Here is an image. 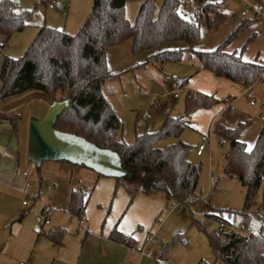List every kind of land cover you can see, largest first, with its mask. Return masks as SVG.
Here are the masks:
<instances>
[{
	"label": "trees",
	"instance_id": "1",
	"mask_svg": "<svg viewBox=\"0 0 264 264\" xmlns=\"http://www.w3.org/2000/svg\"><path fill=\"white\" fill-rule=\"evenodd\" d=\"M126 1L92 0L88 15L72 34L41 26L22 56L3 58L0 66V102L27 90H39L50 101L71 98L70 105L57 118L56 129L79 135L101 148L115 151L123 166L131 172L130 176L115 178L116 185L125 188L130 200L138 193L151 194L159 190L168 199L174 198L181 204L194 195L200 165L189 161L191 146L188 143L177 139L159 147L156 142L161 138H178L182 130L190 126L193 112L219 103L225 104L230 97L218 99L213 94L186 90L182 114L167 115L158 129L145 130L136 134L132 143H125L117 137L122 121L103 93L106 80L122 73L108 71L107 50L130 40L132 53L141 50L150 53L144 61L126 70L148 64L162 70L164 64L187 57L199 63V70H207L242 87L264 76V59L256 57L245 60L240 52L227 51L226 46L257 17H242L240 23L215 47L197 49L195 45L199 41L200 21L204 20L207 30L214 32L228 18L224 3L195 0L194 16L187 19L179 12L180 0H162L158 9L156 0H142L134 21L130 22L124 13ZM15 5L12 0H0L2 44L7 42L11 33L23 29L31 18L32 11H17ZM252 38L253 35L247 38L241 50ZM172 42H181L183 46H166ZM159 108V103L152 102L147 113L152 114ZM0 119L9 121L15 128L20 116L0 109ZM241 128L242 124L230 127L217 120L213 122L214 133L227 144L223 173L236 177L245 189V201L239 214L246 221L250 200L261 186L264 175V125L251 151H246V144L238 139ZM86 200L81 187L72 190L67 204L69 213L81 218ZM210 210H217V214L205 212L204 216L217 220L221 210L213 207ZM196 224L205 233L215 257L224 264H264V223L257 235L238 231L221 234L218 229L208 232L200 221ZM40 232L59 245L64 229ZM109 238L128 246L132 244L130 235L115 228L110 231ZM181 239L182 233L174 234L164 245L159 258L164 256L170 244ZM155 264L161 262L156 259Z\"/></svg>",
	"mask_w": 264,
	"mask_h": 264
},
{
	"label": "rangeland",
	"instance_id": "2",
	"mask_svg": "<svg viewBox=\"0 0 264 264\" xmlns=\"http://www.w3.org/2000/svg\"><path fill=\"white\" fill-rule=\"evenodd\" d=\"M12 1L16 4L15 9L17 11L27 10L32 11V14L27 25L23 29L11 33L5 44H2L4 39L0 35V66L4 57L18 58L22 56L39 28L43 25L63 30L70 34L74 33L84 21L92 5V0ZM139 1L127 0L124 13L126 17L130 18L131 22L135 19ZM161 1L156 0L157 9ZM261 1L264 4V0ZM224 3V9L228 13V18L214 32L207 30L204 20L200 21L199 41L197 43L200 47H212L221 42L234 21L242 18L240 16V5L236 1L224 0ZM195 10V0H180L179 12L183 17L187 19L192 18ZM251 25V31H255L256 37L253 41H249L245 48L241 50L242 56L249 49L253 52L258 50L261 53L264 46V42L262 44L264 40V13L257 16V20ZM249 31L246 32L245 30L239 36L240 38L238 36V38L236 37L237 39L235 38L233 41L235 44L234 48L239 50L242 41L246 40V35L250 33ZM230 43L226 48H233V44ZM140 53H142V62L146 56L144 55V51ZM187 59L184 58L178 62H168L164 64L162 70H159L155 65L148 64L142 68L124 71L119 76L106 80L103 93L116 115L122 121V128L117 134L119 139L125 143H132L136 134L142 133L145 130L154 131L158 129L167 115L176 116L184 112L186 89L182 86L176 98L169 97L167 93L173 82H180L182 76H184L183 74H185L183 70L188 68H193L194 70L195 67L190 62H187ZM254 92L257 97L261 96L264 100V85L261 83L256 84ZM56 97H58V94ZM50 102V99L39 90H27L0 102L1 110L15 112L20 116L19 121L15 125L14 134L11 137L8 135L9 138L5 136L0 142V156H2L3 152H6L5 149L8 147L13 148L14 144L16 148H19L17 173L21 182L17 188L21 189L24 186L25 176L23 173L29 169L28 181L30 182V186L28 187V191L34 195V197H29L21 191L19 195L7 192L5 196L6 203L10 209L25 213L22 220L17 222L20 225L18 236L20 246L23 241L27 243L29 237L33 239L34 245L38 237L36 232L39 228H42L44 231L62 228L65 231L64 234H66L64 236L78 235V217L69 213L64 198L70 184H73L77 179L75 176L77 167L82 166H70L59 161L43 160L39 168L36 169L30 167V161L27 158L30 119L40 118ZM152 102L159 103L161 108L152 114H148L147 112ZM216 120L230 127L242 124L238 139L244 142L247 148H252L264 122V110L259 104L249 105L248 99L244 95H240L234 101V110H222L217 115ZM194 122L199 127H185L178 138H161L156 142V146L161 147L177 139L184 140L191 146L188 154L189 161L200 165L194 195L187 197L186 201L181 204L174 198L169 200L167 208L171 209L172 213L164 224L159 226V230L156 233L157 238L164 240L165 243L169 242L176 233H182V239L170 244L162 258H159V253L165 244L159 240L149 247L151 250H156V254L152 255V257L159 260L161 264H224L215 257L205 233L196 224L197 221H200L208 232L218 229L216 219L204 216L205 212L217 214V210H210V207L220 209V216L229 220L235 226L247 227L252 229L254 233H259L264 223V175L261 186L250 200L249 217L246 221H243V217L239 214V211L244 205L245 189L236 177H228L223 173V165L225 163L224 152L227 149V144L225 142L222 143V138L213 133V125H205L207 121L204 113L199 117L197 116ZM208 129L211 131L210 141L206 144L203 153L196 155L195 148L200 142V137ZM10 131H12L11 128ZM70 169L74 170L70 171ZM83 182L85 188L84 197L87 199V193L90 190L92 180L83 179ZM99 185L96 184L95 186ZM113 187L108 191V194H110L109 202H111L113 197L115 198L118 195L120 188L118 187L114 190ZM103 188L99 190L98 197H104L105 199L107 198L105 191L107 187L103 186ZM24 200L27 202L26 205H22L21 203ZM44 206L54 208H49L47 213L43 214L41 213V208ZM95 206L98 207L97 205ZM59 208H63L64 210H60ZM44 216L48 220V225L43 223ZM159 220L162 219L159 218ZM82 231L83 229H80L79 233ZM69 239L71 240V238ZM19 261L26 263L25 258L18 259ZM0 264H13V262H6L0 258Z\"/></svg>",
	"mask_w": 264,
	"mask_h": 264
},
{
	"label": "crops",
	"instance_id": "3",
	"mask_svg": "<svg viewBox=\"0 0 264 264\" xmlns=\"http://www.w3.org/2000/svg\"><path fill=\"white\" fill-rule=\"evenodd\" d=\"M141 1L142 0L139 1L138 7ZM126 18L128 20L130 19L129 17ZM240 21L241 19L234 21V23L230 26V30L227 32L229 33L237 24L240 23ZM251 26L252 25L245 29L246 32L250 30L249 34L246 33L248 34L246 35V40L249 36L253 35V38L250 40L253 41L256 37V33L255 31H251ZM244 31L239 36H241ZM2 39H4L3 36ZM246 40L242 41L241 47ZM232 42L230 44H233V48L228 47L226 50L241 53V47L239 50H237V48H234V42ZM263 42L264 40L262 41V44ZM166 46L181 47L183 46V43L172 42ZM215 46L202 48L197 44L195 45L197 49H211ZM142 51H144L145 56L150 53V51L145 50L132 53L130 40H126L120 44L109 47L106 53V64L108 71L111 73L128 71L126 69H129L135 64L141 62L142 53L140 52ZM263 54L264 46L261 53H259L258 50L253 52L249 49L245 55L241 56L243 59L246 58L245 60H254L256 57L264 59ZM186 61L190 62V64L195 67L194 70L193 68L183 70V73L185 74L182 73L184 76H182L180 82L184 81L182 86L186 90L202 92L205 94H213L218 99L225 97H235L236 99L237 97H240L241 94L239 85L225 78L216 77L207 70H199V63L196 60L187 59ZM260 97L257 98L262 99V97ZM224 109L225 104L219 103L212 106L211 108H202L196 110L191 115L189 127H199L194 121L196 120L197 116L199 117L203 113L205 114L207 121L205 125L209 126L212 120L216 121L217 115H219V113ZM6 121L7 120L5 119H0V142L5 136L9 135L11 137L14 134V128H12L9 121ZM10 128L12 131H10ZM172 142L174 141L168 143ZM5 150L6 152H3L2 156H0V258L4 259L6 262L12 261L13 264H155V257L147 254L141 255L137 249L143 245L147 235L151 232L157 233L159 226H162L166 219L170 216L172 211L171 209L167 208V205L171 199H168L164 192L156 190L151 194L138 193L130 200V196L126 192L125 188L122 185H116L115 178L98 176L97 173L86 167H77L75 173L77 179L73 182V184H70L66 197L64 198V201L66 204H68L70 192L77 187H81L84 192L85 188L83 185V179L92 180L90 190L87 193L88 198L86 200L83 217L81 218L84 222L82 225L77 222L78 235H69L70 237H68L64 236L66 234H63V241L61 239V243L56 245L50 239H48L47 236L40 232H48L51 231V229L44 231L42 228H39V230L36 232L38 237L34 245L33 239L29 237V240L27 241L29 245L23 241L20 246V239H18L20 225H18L17 222L22 220L25 213H21L19 210L10 209L5 200L7 192L10 194L12 192L16 195H19L21 192V189L17 188L21 182V179L17 173L19 148H16L14 144L13 148L8 147ZM59 162L69 164L70 166H78L66 161ZM73 170L74 169H70V171ZM96 184H100L97 186L98 188L95 186ZM103 186L107 187L105 188L107 193V198L105 199L104 197H98L99 190L104 189ZM112 186H114V190H116L118 187L120 188L118 190V195L115 198L113 197V199L110 198L111 202H109L110 194H108V191L111 190ZM26 204L22 203V205ZM49 208L54 207L44 206L41 208V213H43L45 210L48 211ZM159 218L162 220H159ZM44 220L45 216L43 223ZM113 228L126 235H130L132 237L131 246L109 238V233ZM80 229H83L81 233H79ZM69 238H71V240ZM45 239L48 242H45ZM152 252H156V250L153 249ZM22 258L26 259V263H23L22 261L18 262V259Z\"/></svg>",
	"mask_w": 264,
	"mask_h": 264
},
{
	"label": "water",
	"instance_id": "4",
	"mask_svg": "<svg viewBox=\"0 0 264 264\" xmlns=\"http://www.w3.org/2000/svg\"><path fill=\"white\" fill-rule=\"evenodd\" d=\"M71 98L54 99L40 118H31L28 129L27 158L34 167L43 160L66 161L91 169L106 177L130 176L119 155L101 148L85 138L55 128L59 115L70 105Z\"/></svg>",
	"mask_w": 264,
	"mask_h": 264
},
{
	"label": "built area",
	"instance_id": "5",
	"mask_svg": "<svg viewBox=\"0 0 264 264\" xmlns=\"http://www.w3.org/2000/svg\"><path fill=\"white\" fill-rule=\"evenodd\" d=\"M212 1H217L220 3H224V0H212ZM240 5V16L241 17H257L259 15H263L264 13V4L261 0H234ZM261 83L264 85V76H259L253 83L247 84L246 86L240 87V94L244 95L248 99V103L250 105H256L259 104V106L264 110V100L257 98L254 92V87L256 84ZM182 84L181 83H175L173 82L171 84V88L167 95L171 98H176L178 97V93L181 90ZM234 98H230L226 103H225V109H228L230 111L234 110ZM214 120L211 121V125H213ZM210 129H208L207 132L203 133L201 135V142L197 145L196 147V154L201 155L202 152L206 148V144L210 141ZM214 133V131H213ZM225 140L222 138V143H224ZM30 167L34 168V164L30 163ZM25 176V183L24 186L21 188V191L27 194L29 197H34L33 194H31L28 191V187L30 186V182L28 181V175H29V169L28 171H25L24 173ZM212 175V174H211ZM83 190V189H82ZM188 202V201H187ZM23 204H26L27 202L24 200L22 201ZM60 210H64L63 208H59ZM47 211H43V214H46ZM77 222L82 225L83 224V219L78 218ZM218 222V230L221 234H227L232 231H238L244 234L248 235H257V233H254L252 229H249L247 227H238L235 226L233 223H231L229 220L222 218L221 216L217 219ZM45 224H48V220H44ZM264 239V236H263ZM160 239L157 238L155 232H151L147 235V238L145 239L143 245L137 249L138 252L142 254H147V255H153L154 252L148 248L150 244L157 243ZM161 243L166 244L164 240H160Z\"/></svg>",
	"mask_w": 264,
	"mask_h": 264
},
{
	"label": "snow or ice",
	"instance_id": "6",
	"mask_svg": "<svg viewBox=\"0 0 264 264\" xmlns=\"http://www.w3.org/2000/svg\"><path fill=\"white\" fill-rule=\"evenodd\" d=\"M246 59V58H245ZM246 151H251V148L249 147V148H247V149H245Z\"/></svg>",
	"mask_w": 264,
	"mask_h": 264
}]
</instances>
